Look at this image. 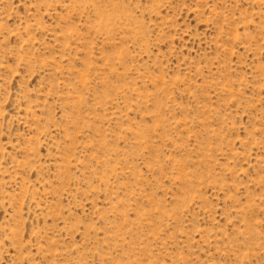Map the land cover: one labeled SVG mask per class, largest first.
<instances>
[{
	"label": "rangeland",
	"instance_id": "obj_1",
	"mask_svg": "<svg viewBox=\"0 0 264 264\" xmlns=\"http://www.w3.org/2000/svg\"><path fill=\"white\" fill-rule=\"evenodd\" d=\"M0 264H264V0H0Z\"/></svg>",
	"mask_w": 264,
	"mask_h": 264
}]
</instances>
